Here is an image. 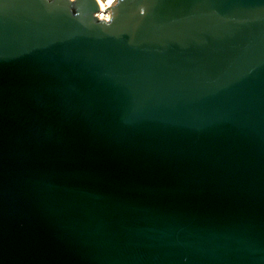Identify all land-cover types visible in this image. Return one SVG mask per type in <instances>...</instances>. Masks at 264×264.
<instances>
[{"label": "water", "instance_id": "95a60500", "mask_svg": "<svg viewBox=\"0 0 264 264\" xmlns=\"http://www.w3.org/2000/svg\"><path fill=\"white\" fill-rule=\"evenodd\" d=\"M0 0V264H264V0Z\"/></svg>", "mask_w": 264, "mask_h": 264}, {"label": "built area", "instance_id": "2783aa9c", "mask_svg": "<svg viewBox=\"0 0 264 264\" xmlns=\"http://www.w3.org/2000/svg\"><path fill=\"white\" fill-rule=\"evenodd\" d=\"M97 2L99 4V10L94 12V16L98 20L104 19L108 21L111 17V6L115 5L117 0H97Z\"/></svg>", "mask_w": 264, "mask_h": 264}]
</instances>
